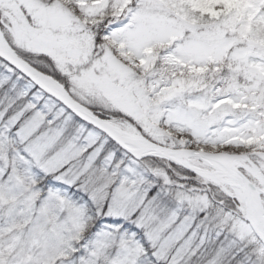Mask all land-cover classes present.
<instances>
[{"label":"rangeland","instance_id":"rangeland-1","mask_svg":"<svg viewBox=\"0 0 264 264\" xmlns=\"http://www.w3.org/2000/svg\"><path fill=\"white\" fill-rule=\"evenodd\" d=\"M22 7L27 32L17 29ZM1 20L17 48L47 57L54 74L40 72L146 141L184 146L175 129L209 144L185 149L243 155L235 146L264 145V0H0ZM90 21L108 24L101 53ZM224 60L237 72L214 88ZM254 155L243 156L264 174V153ZM143 159L0 60V264H194L207 251L205 264H264L229 190L197 176L236 206L157 184Z\"/></svg>","mask_w":264,"mask_h":264},{"label":"water","instance_id":"water-1","mask_svg":"<svg viewBox=\"0 0 264 264\" xmlns=\"http://www.w3.org/2000/svg\"><path fill=\"white\" fill-rule=\"evenodd\" d=\"M0 59L20 73L25 79L29 80L37 89L57 101L67 111L98 130L109 141L114 143L119 149L123 150L134 160H140L147 157H159L166 159L198 176L200 175L197 174L193 168L183 165L182 161L193 158L221 167L223 170L235 177L241 184V202L244 208L245 221L249 225L256 239L264 247V235L258 228L254 218V213H256L260 218H264V210L262 208H257L255 203H252L251 201L253 186L245 175V173H247L246 168L240 165H234L230 159L240 158L245 160L246 157L240 155H227L224 153L203 152L194 149H175L165 146L161 147L144 139L143 143L137 141L136 147L130 148L127 144H132L131 141L117 135L110 126L109 122L95 116L84 105L74 100L64 87H62L55 79L38 71L22 59L6 40L1 27ZM255 173L264 181V174L261 171L256 169ZM204 174L203 176L206 177L207 173L205 172Z\"/></svg>","mask_w":264,"mask_h":264},{"label":"trees","instance_id":"trees-1","mask_svg":"<svg viewBox=\"0 0 264 264\" xmlns=\"http://www.w3.org/2000/svg\"><path fill=\"white\" fill-rule=\"evenodd\" d=\"M50 3V1H47ZM105 15L103 16V22L107 19V15L109 12H105ZM2 22V20H1ZM1 28L2 31L5 35V38L7 41L10 43V45L13 47V49L16 51V53L22 57L25 61H27L30 65L35 67L36 69L46 73L53 75L52 69H54L52 66H50V62L46 61L45 59L47 57L41 55V54H33V53H24L23 51L20 50V48L16 47V44L13 42L12 38L10 37L8 31L5 28L4 22H2ZM17 29H21L22 31H29L34 27V23L32 20V17L27 13L26 9L22 7V15L20 21L18 20L17 22ZM108 25V24H107ZM107 25L106 27H101L100 21L97 23H94V21H90L89 25L87 24L85 26V32L88 34L89 41L93 45V49L100 50V53L103 51L104 45L102 43V36H105L107 33ZM92 27V28H90ZM221 70L220 72L217 71L214 76H212V82L211 86L216 88L217 86H222V83H220V78L225 77L227 78L230 75L235 74V69L234 63L229 62L228 60L222 61L220 64ZM220 69V68H219ZM57 69L55 68V71ZM235 71V72H234ZM230 72V73H228ZM239 77V74L238 76ZM217 81V84H214V82ZM66 86L69 87V83L66 82ZM92 109V108H91ZM95 111H97L95 109ZM99 112V111H97ZM100 113V112H99ZM176 133H179V135H184L186 138H188L190 141L184 144L182 146L181 144L177 142H168L167 140H160L156 141L150 138L151 141H154L156 143H159L160 145L170 147V148H175V149H182V148H193L195 146H208L209 144L202 142V140L198 141L197 139H193L188 137L187 132H178L177 130L173 129ZM111 143V142H109ZM112 144V143H111ZM234 154H243L245 156H248L251 159H254L255 157L254 154L256 153H264V145L259 144L258 142L254 143H247V144H240L235 146V149L233 150ZM143 162L148 165V168L152 169L153 171L157 172V180L160 182H156L157 184L160 183V185H167V187H177V188H182L184 190L188 191H193L197 190L198 193H201L203 196H205L211 203L213 202H218V203H224L227 206H236V204L229 198L228 196L224 195L222 192H219L216 188L214 187H209L205 185L200 179H198L195 174L185 170L181 169V167H176L172 165V163H169L168 161H163V160H156V159H151V158H146L143 159ZM180 186V187H178ZM92 231V230H91ZM211 255L207 252L203 253L202 255L198 256L196 259L193 257L194 264H205L211 259ZM228 264H238V262L232 261L231 263Z\"/></svg>","mask_w":264,"mask_h":264},{"label":"bare ground","instance_id":"bare-ground-1","mask_svg":"<svg viewBox=\"0 0 264 264\" xmlns=\"http://www.w3.org/2000/svg\"><path fill=\"white\" fill-rule=\"evenodd\" d=\"M110 126L113 128L115 133L127 140H130L132 144L128 143L127 146L130 148H135L137 141L143 143V138L139 135V133L131 126H119L114 123H109ZM135 142V143H133ZM234 165H240L246 168L248 173H251L256 177L259 182V185L253 184V191H252V203H255L257 208L263 207V199L262 195H264V181L259 176L256 175L254 172L253 166H250L248 161H245L240 158H230ZM183 165H187L185 161H182ZM191 166V165H189ZM193 170L199 174L200 176L206 178L211 184L224 186L229 192H231L238 201H241V184L239 181L230 175L228 172L223 170L218 165H212L213 170L208 172L199 166L192 165ZM207 173L206 177L203 176L204 173ZM205 175V174H204ZM264 209V208H263ZM254 218L257 223L258 228L260 229L261 233L264 235V218H260L256 213H254Z\"/></svg>","mask_w":264,"mask_h":264}]
</instances>
